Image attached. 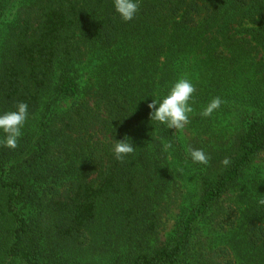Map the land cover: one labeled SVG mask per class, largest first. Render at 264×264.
I'll list each match as a JSON object with an SVG mask.
<instances>
[{
  "label": "trees",
  "instance_id": "1",
  "mask_svg": "<svg viewBox=\"0 0 264 264\" xmlns=\"http://www.w3.org/2000/svg\"><path fill=\"white\" fill-rule=\"evenodd\" d=\"M139 3L124 22L113 0H0V114L29 112L18 147L0 144V264H208L194 240L214 210L226 264H264V0ZM181 77L194 111L174 130L147 105ZM214 97L226 103L202 117Z\"/></svg>",
  "mask_w": 264,
  "mask_h": 264
},
{
  "label": "clouds",
  "instance_id": "2",
  "mask_svg": "<svg viewBox=\"0 0 264 264\" xmlns=\"http://www.w3.org/2000/svg\"><path fill=\"white\" fill-rule=\"evenodd\" d=\"M114 9L124 22L134 19L140 9L139 0H113ZM196 92L194 84L186 77L178 79L170 88L167 95L161 101L152 100L147 105L151 109L150 119L165 124L167 128L182 130L189 123V114L194 109L193 94ZM226 103L220 97H214L200 112L202 117H210L214 111ZM29 117L28 105L25 102H18L14 111H7L0 114V131L4 133L0 144L10 149L18 147V139L22 135V128ZM113 154L117 161L124 162V158L135 151V147L126 136L123 140H115ZM164 150L172 147L171 142L164 143ZM187 154L193 163L208 165L210 155L203 149H195L189 146ZM230 159L225 158L221 163L225 166L230 164ZM259 204L264 205V196L259 199Z\"/></svg>",
  "mask_w": 264,
  "mask_h": 264
},
{
  "label": "rangeland",
  "instance_id": "3",
  "mask_svg": "<svg viewBox=\"0 0 264 264\" xmlns=\"http://www.w3.org/2000/svg\"><path fill=\"white\" fill-rule=\"evenodd\" d=\"M259 170L261 175H264V152L257 156L253 161L252 171ZM235 198V192H231L227 195L222 205L226 206V203L233 201ZM179 201L172 203L168 211L163 213L161 216L160 225L158 228V233L156 235V242L159 244L160 241L166 239V237L172 232L175 222L178 220L179 214ZM229 227L227 221L222 218L220 212L216 210L213 211L212 218L209 216L207 222L198 223L197 229L199 234L195 236L196 246L199 247L201 243L198 240L203 241L204 246L208 252L204 253V258L208 264H226L227 261L232 260L233 254L225 250L226 229ZM92 250L87 248V250L82 254L85 259L91 260L95 256L91 252Z\"/></svg>",
  "mask_w": 264,
  "mask_h": 264
}]
</instances>
